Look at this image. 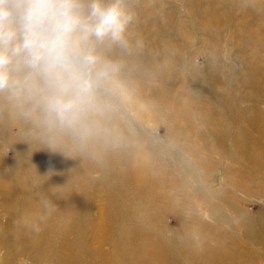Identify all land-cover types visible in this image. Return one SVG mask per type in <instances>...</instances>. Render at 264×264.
Wrapping results in <instances>:
<instances>
[{"label":"rangeland","instance_id":"1","mask_svg":"<svg viewBox=\"0 0 264 264\" xmlns=\"http://www.w3.org/2000/svg\"><path fill=\"white\" fill-rule=\"evenodd\" d=\"M131 2L138 43L131 54L113 53L122 56L125 76V85L117 79L114 87L123 95L122 87L138 94L140 86L141 102L125 98L124 104L143 107L131 111L115 97L119 117L139 135L132 146L137 173L132 147L124 144L121 177L124 187L155 199L160 212V225L140 235L158 264H264V0ZM147 86H156L151 96ZM180 95L195 104L188 116ZM26 138L22 125L0 112V182L10 188L8 200L0 190V264H45L50 257L30 246L23 228V201L41 187L35 177L26 189L24 163L33 149ZM110 154L87 157L91 215L94 194L103 196L111 181H101L99 163L112 172V188L119 183L121 166L111 165ZM153 177L157 186L148 193ZM50 246L56 243L48 242L47 251Z\"/></svg>","mask_w":264,"mask_h":264},{"label":"clouds","instance_id":"2","mask_svg":"<svg viewBox=\"0 0 264 264\" xmlns=\"http://www.w3.org/2000/svg\"><path fill=\"white\" fill-rule=\"evenodd\" d=\"M135 21L131 0H0V112L53 150L118 146L124 60L113 53L133 52ZM56 209L42 196L28 226L38 233Z\"/></svg>","mask_w":264,"mask_h":264},{"label":"bare ground","instance_id":"3","mask_svg":"<svg viewBox=\"0 0 264 264\" xmlns=\"http://www.w3.org/2000/svg\"><path fill=\"white\" fill-rule=\"evenodd\" d=\"M133 64L137 66L138 62H133ZM124 77L123 72H121L118 80L122 79V84L125 85ZM155 87L156 86H147L150 96L155 90ZM138 88L139 93L135 94L122 87V92H124V94L121 95L117 94L120 87H114V94L118 101L126 106L124 104L125 98L140 101L139 95L141 88L140 86H138ZM179 98L182 101L176 100L185 107V114L188 116V112L194 108L195 104L190 105L182 95H180ZM136 107L141 109L143 105L138 103L127 108L134 111ZM120 126L123 130L121 142L118 146L108 149L111 151V165L116 164L119 167L121 166L120 170L117 172L120 178L116 175L119 183L112 188L111 184L114 181L112 172L106 169L103 162L99 163L98 167L101 168L100 170L102 172L100 177L101 181H111L103 196L98 198L94 194L96 198V215H91L86 208V202L88 201L87 197L91 191L88 188L91 182H89L90 176L86 167V162L88 160L87 157L91 154H77L68 147V149L62 147L61 150L65 153L64 154L46 145L41 146L40 144L42 142L38 139L36 140L41 143L39 144L35 140L38 146L34 147V142H32L33 139H30L31 136L27 135L26 145L30 143V148L33 147L34 151L30 149L29 159H26L28 162L24 163V174L27 179L26 189H28V191L30 190L33 180H36L35 177L41 179V187L37 196L29 193L27 198L23 201L22 205L26 207L24 208L25 214L23 213V228L30 239V246L37 247L39 251L38 254H42V252L50 254V257L43 261L45 264H98L100 261L102 262L100 264H158V255L151 252L147 246L150 242L140 235V233L151 235L153 233V228L160 225V212L155 205L157 201L151 199L149 194L144 195V192L141 193L131 188L124 187L126 186V182L122 180L121 177L122 161L119 160V154L122 157V148H124V144H129L132 147L135 143L133 141H137L139 135H134V128L126 123L124 119L122 120L121 117ZM24 135L26 137V134ZM40 150H42V152ZM115 150L118 153V157L114 154ZM133 151L134 148L132 147V152L129 153L132 154L131 161L134 169L132 172L136 174L135 163L137 162V158L135 157H137V155ZM34 155H37L36 158ZM43 157L45 160H43ZM48 158H53L51 166L47 163ZM66 158L71 161L68 163L63 160L59 163V159ZM39 160H41L40 165ZM53 166H58V168L53 169ZM141 171L143 174H147L148 164L143 165ZM154 180L155 178L153 177L151 179L152 190H148V193L156 189L157 182H154ZM1 189L5 190V200H8L7 189L10 188H8L5 183L2 185L0 182V190ZM44 195H50L57 209L47 221L41 225V231L36 233L32 231L27 222L34 218L37 210L40 208L41 198ZM128 213L132 214L129 216ZM68 217L69 219H67ZM136 236H139L141 241L133 240L132 237L135 238ZM87 240H90L89 244H87ZM50 241L56 243V248L50 246V250L47 251L45 245ZM69 242L73 245L71 249H68ZM103 243L108 244L106 249L102 248ZM132 243L133 249L128 251L125 245ZM73 248L74 251L72 250Z\"/></svg>","mask_w":264,"mask_h":264}]
</instances>
